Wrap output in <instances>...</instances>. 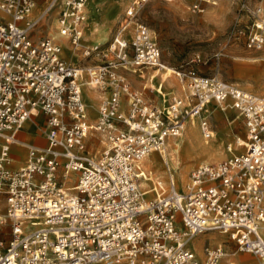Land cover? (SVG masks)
Returning a JSON list of instances; mask_svg holds the SVG:
<instances>
[{
	"label": "built area",
	"instance_id": "2783aa9c",
	"mask_svg": "<svg viewBox=\"0 0 264 264\" xmlns=\"http://www.w3.org/2000/svg\"><path fill=\"white\" fill-rule=\"evenodd\" d=\"M88 1L0 0V226L8 221L10 234L7 239L0 228V264H221L239 254L264 264V95L193 67H170L183 95L170 93L162 111L145 94V85L134 90L121 72L165 68L150 29L137 19L150 0L128 1L103 50L100 42L83 44ZM188 2L192 11H203L201 0ZM260 2L247 33L248 48L264 44ZM53 11L58 35L76 53L90 58L105 50L111 59L80 67L64 59L57 40L36 37L35 29ZM83 77L104 94L92 124L82 97ZM211 103L241 119L245 143L236 138L227 149L241 146L243 151L198 164L182 191L164 161L168 186L156 183L144 190L142 160L161 152L168 138L180 136L188 118L200 116L202 137L213 139L212 125L202 115ZM37 116L45 123L46 144L26 145L17 134ZM90 133L104 143L98 155L86 149ZM14 145L27 150L25 163L16 168ZM150 192L154 196L148 197ZM206 232L225 235L235 251L216 243L203 246L199 256L189 243ZM226 264L248 263L237 258Z\"/></svg>",
	"mask_w": 264,
	"mask_h": 264
},
{
	"label": "rangeland",
	"instance_id": "374dc122",
	"mask_svg": "<svg viewBox=\"0 0 264 264\" xmlns=\"http://www.w3.org/2000/svg\"><path fill=\"white\" fill-rule=\"evenodd\" d=\"M128 1L124 0L118 8L110 9L108 19L101 9L94 25L95 37L92 40L85 39L86 24L89 21L91 11L93 9L92 0L88 1L86 24L83 31V44L90 46V44H96L100 42L101 49L103 50L109 42L113 39L120 21L124 17L126 7H128ZM260 0H201L203 7L202 12H194L189 8L188 0H176V1H164V0H150L144 3L137 13V19L148 26L150 33L155 38V41L161 52L162 64L167 67L173 68H195L200 74L203 75H218L221 79L235 83L240 88L250 91L255 94L264 95V44L262 48L254 49L246 46V37L249 28L255 21L253 11L260 5ZM245 5V8H243ZM56 12L47 17L44 22L40 23L35 29V36H57L54 31L57 30L53 25L52 35H49L50 23L55 21ZM106 21V22H105ZM44 23V24H43ZM66 42V39H65ZM93 42V43H92ZM67 44V42H66ZM67 46H69L67 44ZM70 47V46H69ZM73 51V49H72ZM74 57H69L64 53L63 56L67 62L71 64H77L83 67L92 62H101L111 59V54L107 51H102L98 56L94 54L90 58L82 56L81 52L77 53L73 51ZM195 56L200 57V62L194 63L192 59ZM261 57V58H259ZM126 78L130 81L132 88L136 91H142L143 85L158 86L161 84L160 74L154 76V70L142 69L141 72L136 73L121 70ZM153 77V81L150 79ZM175 75L173 74V77ZM87 77H83L82 81H85ZM149 82V83H148ZM153 84V85H152ZM146 87V95L151 92V87ZM151 88V89H150ZM179 88V87H178ZM82 96L85 99L86 108L90 111L91 108L88 105L90 101L89 95L86 96L84 88L81 86ZM166 91L165 88L161 89ZM180 90V88H179ZM96 94L94 109H92V115L89 114V123H94L96 119V107L101 94L94 89ZM176 94V93H175ZM180 94H182L180 90ZM150 97V96H148ZM158 101V98H155ZM88 101V102H87ZM211 103L208 108V113H202L206 116L212 128L216 131L217 137L224 139L222 146L233 144V141L237 138L238 144H244L245 140L244 128L241 119L237 117L234 110L227 108L226 113L218 111V105ZM231 122V123H230ZM194 121H190L189 124L193 125ZM26 124H31L35 130L29 134L30 127ZM24 128L19 132L20 136H25V132H28L27 136L34 134L43 135L45 129V123L42 119L40 124L39 120L31 118L27 121ZM39 124V126H37ZM228 131L227 135L223 133ZM201 134L200 128L198 129ZM34 133V134H33ZM186 133L184 129L182 135ZM18 135V136H19ZM203 138L202 134L199 138ZM37 139V136H35ZM179 137H170L165 144V150H168V142L170 140H176ZM201 140V139H200ZM210 141V140H209ZM243 141V142H242ZM45 142V140H43ZM230 142V143H229ZM220 139L215 142V145H220ZM86 149L90 154L98 155L103 149V141L96 133L88 134L85 138ZM227 148V147H226ZM243 151V147L237 146L232 151H227L224 154H202L191 153L185 154L184 150H180L181 159L178 166V172H184V180L181 179L178 174V190H182L186 184L189 176V172L200 163H212L225 160L232 155L231 153H237ZM157 158H159V155ZM142 165V164H141ZM13 166V165H12ZM142 169L145 170L142 166ZM160 169V171H159ZM159 169L156 170L159 173L155 174L154 180L162 181L164 187L168 186L169 176L166 170L165 163H159ZM146 171V170H145ZM74 174H71V178ZM155 185V183L151 182ZM151 183L145 186L150 187ZM153 185V186H154ZM71 186V185H70ZM154 196L153 192L148 193V197ZM0 213H4V209H0ZM2 230H6L7 239L9 234V222L6 221L3 226H0ZM217 235L215 238L202 237L203 234H210L206 232L195 237V240H191L189 247L196 253L202 252L205 245H216L217 242H221L229 253L235 251V243L229 241V239L218 232H213ZM219 237V238H218ZM216 239V240H215ZM218 240V241H217ZM250 257L251 262H257L256 258L250 254H243ZM240 259V258H239ZM222 262L225 261L223 258Z\"/></svg>",
	"mask_w": 264,
	"mask_h": 264
},
{
	"label": "bare ground",
	"instance_id": "6f19581e",
	"mask_svg": "<svg viewBox=\"0 0 264 264\" xmlns=\"http://www.w3.org/2000/svg\"><path fill=\"white\" fill-rule=\"evenodd\" d=\"M122 2H124V0H92L93 9L91 11L89 21L87 22L88 24H86V30H85V39L86 40H92L96 36L95 30H94L95 29L94 25L97 22L96 19L98 18L100 10L102 9L105 12L104 14H107L105 16L108 19L109 12H110L108 10L115 9V6H116V8H118ZM53 23H54V21H53ZM53 23L50 24L49 33H48L49 35L53 34L52 33V31H54V30H52ZM85 23H86V21H85ZM57 33L58 32L54 31V34L57 35ZM61 41H62L64 53L71 58L74 57V54H75L73 52L74 50L72 51V48L67 46V44L63 38H61ZM90 46H94V44H90ZM259 58H261V57H259ZM167 71H171V73L173 74L172 69L167 68V67L153 72L154 76H155V74L156 75L160 74L159 78L161 79L160 80L161 85L156 86L155 89L157 90V93L161 97V98H159L157 105L162 111L167 110L168 95L171 93V92H168V93L163 92L161 90V86H164L165 84L170 83L168 81V79L165 78ZM154 76L152 75V77H154ZM82 80H83V78H82ZM81 86L84 88L86 96L89 95L88 97L90 98V101L89 102L87 101V102L91 108L89 113H91V115H92L93 114L92 109H94L96 94H95L92 86L88 84L87 79L85 81H81ZM156 90H155V92H156ZM84 103H85V101H84ZM218 106H219L218 107L219 112L224 113L226 111V108H224L223 105H218ZM208 108H209V105L205 107L203 112L208 113ZM199 119H200V116H198V115H193L190 118H188L187 122L183 128V131H184V129H186V133L184 134L185 136L182 135V133H183V131H182L180 134L181 138L176 139V140H170L168 142V150L167 149L165 150V147H164L162 150H160L161 152H151L150 154H147V156L142 160V166L146 171L144 170V178L140 181L141 186L148 185L151 182H153L155 184L156 183L162 184V181H160V180H157V181H152V180H154L153 179L155 177L154 175L159 173L158 171H156L159 169V163L160 162L164 163V161H166L169 168H170V172H171L172 178L174 180L175 187L178 190L179 187H178V183H177L178 182L177 181L178 180L177 175L180 174L181 179H183V180H184V176H185L184 172H180V171L178 172V166H179L180 159H181V154H180L181 149H183L184 153L188 154V155H190L191 153H198V154L199 153H202V154L211 153L212 155L215 153H220L222 155L227 151V148H226L227 146H225V149H224V146H222V144L224 143V139H222L221 137H217L215 133H214L213 139L210 141L205 140L204 138H201V137L199 138V136L201 135L198 132ZM191 120L194 121L193 125L189 124V122ZM219 139H220L221 144L216 146L215 142H218ZM238 142H239V140H238ZM233 144H234V141H233ZM156 154L159 155L160 159L157 158ZM159 171H160V169H159ZM153 185L154 184L151 183V186L148 188L145 187L144 190H147V192H149L150 190H152ZM182 190L179 189L178 191H182ZM216 236L217 235H215L213 232H210V234H205V235L203 234L202 237L215 238ZM193 240H195V238H193L192 241ZM217 244H222V243L219 242ZM198 255L201 256L202 254L201 255L198 254ZM237 258H240L243 261H251L250 257L245 256L243 254H239V256L236 257L235 259H234V257H231V261L234 262ZM229 259L227 261H229Z\"/></svg>",
	"mask_w": 264,
	"mask_h": 264
},
{
	"label": "crops",
	"instance_id": "0c3cea01",
	"mask_svg": "<svg viewBox=\"0 0 264 264\" xmlns=\"http://www.w3.org/2000/svg\"><path fill=\"white\" fill-rule=\"evenodd\" d=\"M53 21H54V19H53ZM44 23H45V21H44ZM43 23V24H44ZM51 24V23H50ZM56 24V22L54 21V23H53V25H55ZM85 25V24H84ZM55 27H56V25H55ZM83 31H84V26H83ZM56 32H57V30H56ZM52 38H54L55 40H57V42H59V43H61L62 44V41H61V38H63L64 40L66 39L65 37H61V36H59L58 35V33H57V36H54V37H52ZM84 41V40H83ZM66 42H67V39H66ZM98 43V42H97ZM67 44H68V42H67ZM69 45V44H68ZM62 48H63V45H62ZM63 54V53H62ZM64 57V56H63ZM64 59L66 60V58L64 57ZM67 61V60H66ZM148 69H151V68H148ZM152 70V69H151ZM155 72V71H154ZM166 79H168V81L170 82L169 84H165L164 86H161V89L162 88H165V90L166 91H163V92H171V93H173V94H175L176 93V95H180V96H182L183 95V88L181 87V85H180V83H179V81H178V79L176 78V76H174L173 77V74L171 73V71H167V74H166V77H165ZM153 81V77L150 79V82H152ZM149 83V82H148ZM153 85V84H152ZM161 84H159L158 86H160ZM145 86L146 87H149V86H147L146 84H145ZM151 88H152V93L150 92L149 93V95L147 94V96H150V97H153L154 98V100H156L155 98L157 97L158 98V100H159V98H161L160 96H159V94L157 93V90L155 89V85H153V86H150ZM180 88V90H181V92H182V94H180V90H179V88ZM150 88V89H151ZM155 90H156V92H155ZM98 92V91H97ZM100 93V92H99ZM101 94V96H99V95H97L98 97H99V101H100V99L104 96V94H102V93H100ZM145 94H146V91H145ZM84 101H85V99H83ZM99 101H98V103H97V106H98V104H99ZM157 101V100H156ZM157 103H158V101H157ZM214 104V103H213ZM212 104V105H213ZM211 106V105H210ZM87 109V112L89 113V110H88V108H86ZM226 110H227V108H226ZM96 112H97V107H96ZM226 113V111L223 113V114H225ZM90 114V113H89ZM88 114V116L90 117V115ZM88 117V118H89ZM34 119H36V120H39L40 121V124H41V122H42V119L43 118H41V116H37V117H34ZM26 124V123H25ZM26 125H28L29 127H30V130H29V134H30V132L32 133L34 130H35V128L33 127V125H31V124H26ZM25 126V125H24ZM37 126H39V124H37ZM24 128V127H23ZM214 130V129H213ZM21 131V130H20ZM19 131V132H20ZM19 132H18V134H17V138L20 140V141H22L24 144H26V145H45L46 144V140H45V136H44V134L43 135H37V134H34V135H32V136H27V134H28V132H25L26 134H25V136H20L19 135ZM216 131L214 130V133H215ZM43 133H44V131H43ZM224 135H227L228 134V131H226L225 130V132L223 133ZM19 135V136H18ZM35 136H37V139L35 138ZM43 140H45V142H43ZM11 154L14 156V157H17V159H15L14 161H13V163H12V165H13V167H19V166H22L24 163H25V158H26V154H27V150H26V148H25V146H21V145H14L13 147H12V149H11ZM217 243H219V242H217ZM221 243V242H220ZM200 255L202 254V252H200L199 253ZM257 260V259H256ZM229 261L230 262H232L231 261V258L229 259ZM226 262H228V261H224V262H222L221 264H226ZM246 263H248V264H255V263H257V262H251V261H245Z\"/></svg>",
	"mask_w": 264,
	"mask_h": 264
}]
</instances>
